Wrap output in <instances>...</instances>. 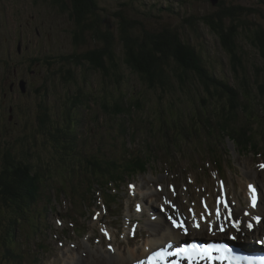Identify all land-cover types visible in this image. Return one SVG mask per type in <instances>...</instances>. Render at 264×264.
<instances>
[{
  "label": "rangeland",
  "instance_id": "1",
  "mask_svg": "<svg viewBox=\"0 0 264 264\" xmlns=\"http://www.w3.org/2000/svg\"><path fill=\"white\" fill-rule=\"evenodd\" d=\"M97 2L101 8L98 12L103 15L99 21L102 27L105 25L115 27L117 18L114 14L121 11L126 19L139 22L132 29L138 38L146 32L158 33L163 28L176 31L180 39L201 56L207 71L214 73L215 77L226 80L230 85H236L239 89L244 88L239 98L243 109L240 114L241 121L239 120L236 128L244 126L242 135L248 145L246 149L238 150L233 145V141L225 136L221 147H225L224 143L232 145L227 147L229 156L238 160L240 169L241 167L244 170L250 169V162L255 157L251 147L253 141L258 143V147L262 146L261 140L253 135V132L257 133L259 129L255 132L252 131L254 127L251 129L250 126H255L252 123H256L252 120L253 116L259 118L257 124L264 118V114L261 115L262 108L259 107L262 106L264 112V94H261L259 89L260 82L264 80V59L255 45V38L250 39L249 29L257 23L264 29V3H259V0H217L215 3L211 0H97ZM252 9H257L259 12L251 11ZM227 10L233 15L232 18H223V25L236 28L238 33L236 49L242 62L236 65L237 73L233 70L230 54L224 49L217 34L202 21L197 23L199 16L203 15L218 21L216 14ZM187 19L197 23L196 29L187 24ZM73 28L74 23L68 14L59 12L47 0H0V85H6L10 77L9 58L12 56L14 60L19 61V64H16L19 65V71L29 73L26 84L30 89L26 95L14 93L7 100L2 98L0 87V174L10 162L14 165L25 162L30 164L32 169L40 168L38 173L41 185H49L52 182L64 184L65 181L68 183L69 175L66 171L68 164L62 160L59 152L60 149L63 150L60 145L62 143L59 139L53 140L52 144L49 143L52 141L49 132L55 131L61 123H69L73 119L76 137L74 144L72 143L67 149H73L74 153L73 161L69 163L71 166L78 162L82 154L83 138L87 137V133H90L88 140L93 154H98L99 149L104 153L112 150L111 145L117 143H122L123 147L125 145L128 149L129 127L137 128V131L135 130L137 141L142 147L144 137L151 138L150 123L155 124L156 120H161L155 115L161 108L170 109L175 105L177 109L183 107L194 110L206 107L209 103L227 106L225 95H220L219 91L210 95L197 87V83L188 85L183 90L175 89L177 82L173 75L171 77L175 85L162 91L160 88H149L138 73L122 62H120L119 83H111L99 70L86 69L84 65L76 67L72 62H66L65 57L73 52L80 53L92 48L96 41L86 33L85 42L75 45ZM115 51L121 56L122 50L119 46ZM60 66L63 69L72 68L76 81L65 80L56 72ZM33 70L36 72L34 73ZM170 70L173 73L179 71L175 67H171ZM87 76L88 79H84ZM13 81L14 87H18L17 80ZM36 87L39 90H36ZM79 87H82L84 94H90L97 101L91 99L85 102L84 106H73L71 98ZM103 95L107 101L110 98L118 100L136 98L141 106L133 110L130 117L105 115L99 103ZM107 105L113 108L108 103ZM42 113H47L49 118L45 126L40 125L38 118ZM86 113L92 118L89 128L84 122ZM255 113L261 116L258 117ZM167 115L170 116V113ZM123 121L130 125L125 132L120 128ZM140 121H145L148 127L142 128ZM71 126L73 127V124ZM229 127H232V124H229ZM44 130L48 132L40 134ZM169 134L176 135L170 132ZM156 135L161 139L159 131ZM116 151H118L116 157L124 158L125 153L121 155L119 150ZM198 152L200 153L199 148ZM186 155L191 157L188 153ZM97 157L101 162H105L100 156ZM148 161L149 159L143 157L144 169L146 170L148 166L147 172L150 174L152 167ZM92 172L96 173L94 164ZM145 173L138 174L136 178L144 179L149 175ZM160 178L161 175L158 179ZM41 187L43 194L37 197L35 210L26 218L4 206L0 199L1 233L4 232L2 224H13L11 233L16 236L21 234L24 225L26 228L33 226L30 223L32 219L35 221L33 215L39 208L42 198L48 195L52 188ZM9 238L11 239V234L6 237L7 244ZM11 245L13 246L14 243L12 242ZM4 254L5 251L0 248L1 261Z\"/></svg>",
  "mask_w": 264,
  "mask_h": 264
},
{
  "label": "trees",
  "instance_id": "2",
  "mask_svg": "<svg viewBox=\"0 0 264 264\" xmlns=\"http://www.w3.org/2000/svg\"><path fill=\"white\" fill-rule=\"evenodd\" d=\"M47 1L56 7L59 12L68 14L73 21L72 34L75 45L85 42L86 33L96 39L92 48L80 53H71L70 56L65 57L66 62H72L76 67L84 65L86 69L99 70L104 73V76L111 83H119L121 78L120 62H122L127 64L135 73H138L149 88H160L162 91L168 90L175 85L172 82L171 76L173 75L177 82V85L174 86L175 89L183 90L188 85L192 86L197 83V87L207 91L210 95L219 91L220 95L226 96L227 106L222 104L216 106L209 103L206 107L194 110L183 107L177 110L175 105L170 109L163 110L161 108L156 115L161 120H156L154 125L160 124L164 129L167 128V131L179 128L177 135L181 132L187 137L188 132L186 130L196 123L204 126H220L227 132L229 124L239 122L243 110L239 98L243 94L244 88L239 89L236 85H230L226 80L215 77L214 73L207 71L201 56L196 54L189 44L181 40L176 31L163 28L158 33L146 32L141 38H138L132 29L139 22L126 19L120 13L121 11L114 14L117 18L115 27L110 25L102 27L99 21L103 15L98 12L101 8L97 0ZM232 15L233 13L230 10L218 13L216 14L218 21L215 18H208L203 15L199 16L200 19H197V23L202 21L217 34L224 49L230 54L233 70L237 73L238 68L236 65H240V62H242L236 49V36L238 33L236 28L230 25L224 27L223 25V18H232ZM186 22L193 29H196L195 25L197 23L195 21L187 19ZM254 38L256 40L255 45L264 59V29L262 27L255 25L253 32L250 34V39ZM117 46L122 50L121 56L115 51ZM171 67H175L179 71L173 73L170 70ZM56 72L60 73L65 80L76 81L72 68L63 69L60 66ZM84 79H88V76ZM26 80H29V76H26ZM0 87L2 88V98H4L8 87L7 85H0ZM259 89L260 93L264 94V80L260 82ZM83 99L85 101L89 100L87 96L83 95L82 87H79L71 98L72 105L84 103ZM110 99L113 108L107 106L104 110L114 116H130L133 114V110L141 106L136 98ZM259 107L260 109L263 108L262 106ZM168 113H170V116H167ZM38 118L41 126H45L49 119L47 113H42ZM62 129L63 127H56L55 131L49 132L51 138L59 137ZM47 132V130H44L40 134ZM60 145L63 150L60 149L59 152L63 156L66 149L62 144ZM39 169H32L31 165L25 162L18 165L10 162L1 170L0 199L4 206L6 205L12 211H16L15 209L19 208L20 204L28 203L31 198L32 187L39 178Z\"/></svg>",
  "mask_w": 264,
  "mask_h": 264
},
{
  "label": "flooded vegetation",
  "instance_id": "3",
  "mask_svg": "<svg viewBox=\"0 0 264 264\" xmlns=\"http://www.w3.org/2000/svg\"><path fill=\"white\" fill-rule=\"evenodd\" d=\"M261 2L264 3V0H259V3H261ZM258 8H260V7H258ZM251 11L259 12L257 9H252ZM252 26L253 27H251L249 29L250 34L253 32V28L255 27V25H252ZM256 26L257 27H261V25L258 24V23L256 24ZM9 70H10V72H9V76L10 77H9L8 81H6V85L8 87V91L5 92L4 98L10 97L14 92L18 91L17 87H14V81L13 80H17L18 81L20 79V77L18 76L17 72L15 71L16 69L10 67ZM25 75H26V73H25Z\"/></svg>",
  "mask_w": 264,
  "mask_h": 264
},
{
  "label": "snow or ice",
  "instance_id": "4",
  "mask_svg": "<svg viewBox=\"0 0 264 264\" xmlns=\"http://www.w3.org/2000/svg\"><path fill=\"white\" fill-rule=\"evenodd\" d=\"M260 167H264V164L260 165ZM253 207H255V198L254 197H253ZM169 219H171V217ZM254 219L259 220V217H254ZM173 224H174L175 227L183 228V223L182 222L181 223H177L176 221H173ZM234 226H236V225H234ZM248 227L251 228V224H249ZM185 231H187V230L185 229ZM233 238L235 239V237H233ZM260 243H264V241H260ZM192 247H195V246H192ZM179 251H186V249H180ZM154 255L159 256V255H161V253L157 252ZM141 264H143V262H141ZM262 264H264V261H262Z\"/></svg>",
  "mask_w": 264,
  "mask_h": 264
},
{
  "label": "bare ground",
  "instance_id": "5",
  "mask_svg": "<svg viewBox=\"0 0 264 264\" xmlns=\"http://www.w3.org/2000/svg\"><path fill=\"white\" fill-rule=\"evenodd\" d=\"M242 170L244 171V169L242 168ZM246 174H248V175H253V176H257V173L255 172H252L251 170H249V169H245V171H244ZM71 257H73V255L71 256Z\"/></svg>",
  "mask_w": 264,
  "mask_h": 264
},
{
  "label": "water",
  "instance_id": "6",
  "mask_svg": "<svg viewBox=\"0 0 264 264\" xmlns=\"http://www.w3.org/2000/svg\"><path fill=\"white\" fill-rule=\"evenodd\" d=\"M217 0H211L212 3H215Z\"/></svg>",
  "mask_w": 264,
  "mask_h": 264
}]
</instances>
